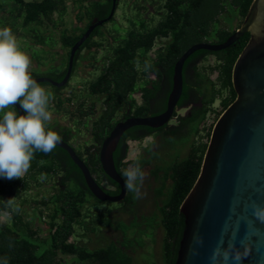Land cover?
Returning <instances> with one entry per match:
<instances>
[{
    "label": "trees",
    "instance_id": "trees-1",
    "mask_svg": "<svg viewBox=\"0 0 264 264\" xmlns=\"http://www.w3.org/2000/svg\"><path fill=\"white\" fill-rule=\"evenodd\" d=\"M252 1L129 0L125 6L135 18L125 19L123 36L105 30V23L92 32L102 37L108 54L94 79L69 85L64 93L41 84L51 90L49 110L53 104L66 122L55 125L56 130L49 127L73 146L106 194L117 196L120 188L99 162L104 139L118 122L164 112L177 60L193 45L226 42L240 28ZM69 6L71 17L66 20ZM111 9L112 0H0V27H9L16 36L30 58L33 78L59 82L67 72L70 48L93 20L106 19ZM112 18L106 23L117 21L116 14ZM93 35L83 46L89 50L88 60L94 58L91 49L102 45L92 40ZM163 39L164 45L150 57ZM249 39L245 33L224 50L190 55L169 123L158 129L134 127L123 134L113 153L126 187L119 203L96 200L80 170L58 147L47 154L36 152L20 179H0V217L7 216L0 222V257L8 264H132L148 246L151 264H175L184 230L179 208L199 175L214 124L236 98L232 70ZM76 58L77 52L73 61ZM79 65L74 62L72 71ZM150 73L163 84L157 78L149 89L144 79ZM138 91L143 97L139 105L132 97ZM80 138L86 140L75 144ZM129 142L140 145L132 160ZM136 168L142 179L129 190L123 173ZM103 206L108 208L99 211ZM93 237L106 239L105 244L90 249Z\"/></svg>",
    "mask_w": 264,
    "mask_h": 264
},
{
    "label": "water",
    "instance_id": "water-1",
    "mask_svg": "<svg viewBox=\"0 0 264 264\" xmlns=\"http://www.w3.org/2000/svg\"><path fill=\"white\" fill-rule=\"evenodd\" d=\"M109 16L93 20L87 31L70 50L66 75L60 83L34 78L62 88L71 76L75 53L95 28L110 21ZM245 33L246 47L232 70L234 102L213 126L199 175L180 205L184 230L175 264H210L217 248L230 255L239 254V264H264V0H253L241 26L223 44L201 43L191 46L175 63L172 87L164 112L146 118H128L118 122L104 139L99 151L103 173L120 188L111 196L97 185L73 148L61 140L56 147L64 150L80 170L85 185L99 202L119 203L126 187L117 173L113 153L123 134L134 127L158 129L173 118L183 88V65L194 52H218L230 47ZM14 107L23 114L16 103Z\"/></svg>",
    "mask_w": 264,
    "mask_h": 264
},
{
    "label": "clouds",
    "instance_id": "clouds-1",
    "mask_svg": "<svg viewBox=\"0 0 264 264\" xmlns=\"http://www.w3.org/2000/svg\"><path fill=\"white\" fill-rule=\"evenodd\" d=\"M29 67L30 58L12 30L0 27V179H20L36 152L50 153L62 139L49 127L51 93L32 77ZM16 103L23 114L14 107ZM123 175L129 190H135L137 178L142 179L139 168ZM240 260L239 254L221 248L209 257L210 264H239ZM0 264H8L7 259L0 257Z\"/></svg>",
    "mask_w": 264,
    "mask_h": 264
},
{
    "label": "flooded vegetation",
    "instance_id": "flooded-vegetation-1",
    "mask_svg": "<svg viewBox=\"0 0 264 264\" xmlns=\"http://www.w3.org/2000/svg\"><path fill=\"white\" fill-rule=\"evenodd\" d=\"M121 4H122V0H115V12H114V15L118 11L119 6ZM112 5H113V0H112ZM107 23H105V24L107 25ZM95 29H94V31H95ZM92 35H93V33L89 36L88 39H90L92 37ZM104 37L109 38V36H104ZM92 40L93 41H100L101 40V42H100V44H102L101 47L92 48L91 51L95 53L94 54V58L88 60V59H85V57H87L89 55V50H87L86 47H83L84 46V43L81 45V47L77 50V58L75 59V61H73V63L74 62H75V64L80 63V65L74 71L71 72V76H70V78L68 80V83L66 84V87L59 89V92L60 93H64V92H62V90L65 89V88H67L71 84L73 78H78L81 82L82 81L85 82V81L94 79L99 74V72L103 69L104 65L107 63V61H108L107 60L108 54H107L106 48L103 47L104 42L102 40V37L100 39V38H97V36H94L93 35V39ZM165 42H166V39L158 40L157 43H156V45H155V47L153 48L152 52L150 53V57H153V53L156 50H158L159 48H161L164 45ZM111 45H113V42L110 44V46ZM71 48H70V50H71ZM40 69L42 71H44L45 68L41 67ZM95 74H97V75H95ZM38 78L50 79V78H48L46 76H42V77H38ZM63 78H62V80H63ZM157 78L158 77H157L156 74L150 73L149 76L146 79H144L145 81H148V83H149L148 84V88L149 89L152 88L153 83H155L157 81ZM158 80H160V79L158 78ZM51 81H53V80H51ZM61 81H59V82L53 81V82L60 83ZM160 81L162 82L161 84H163L164 81H162V79ZM42 84H48L51 87H54L50 83H42ZM74 84L75 83H72L71 85H74ZM47 89H50V88H47ZM61 95L65 97L67 94H61ZM132 97L135 100L136 104H138V105L141 104L142 101H143L142 93L140 91L135 92L132 95ZM50 106L53 109L50 110L51 120L49 122V126L52 127V129L56 130L58 128L55 125H58V123L61 124V125H63L66 122H65L64 117H61V116H59L56 113L54 105L53 104L52 105L50 104ZM72 134H73V132L70 133V135H72ZM147 140H150V139H147Z\"/></svg>",
    "mask_w": 264,
    "mask_h": 264
},
{
    "label": "rangeland",
    "instance_id": "rangeland-1",
    "mask_svg": "<svg viewBox=\"0 0 264 264\" xmlns=\"http://www.w3.org/2000/svg\"><path fill=\"white\" fill-rule=\"evenodd\" d=\"M128 1L129 0H122V4L119 6L118 11L116 12V20L117 21L114 23L107 24L105 30H107L108 32H114L116 34H119V36H123L125 34V29H126L125 19L135 18V14H134L133 10L128 9L125 6L128 3ZM68 11H69V16L66 17V20H69L71 17L70 6H69ZM30 54L35 56L34 52H33V54L32 53H30ZM33 67H36V66L33 65ZM95 75H97V74H95ZM72 83H81V81L78 78H73L71 84ZM45 89L51 93L50 89H47V88H45ZM210 122H211V120H209L208 123H210ZM84 140H86V138H84V139L80 138L76 141L75 144H77L78 142H83ZM145 144H146V142H143L141 144V146H145ZM128 146H129L128 160H132L138 155L140 145H138L137 143L129 142ZM147 176H148V171L146 170L144 172V179ZM142 190H143V192L146 191V185L145 184L142 185ZM106 208H108V207L107 206L100 207L99 211L104 210ZM6 218H7L6 215L1 216L0 222L3 224L6 221ZM97 238L93 237V238L89 239L90 240V244H89L90 249H92L94 247L98 248V247H101L105 244L106 239L100 238V237H97ZM151 252L152 251H151L150 247L147 246L145 248V250H143L142 253L136 254L134 256V258L132 259V264H151L152 263V256L150 255Z\"/></svg>",
    "mask_w": 264,
    "mask_h": 264
}]
</instances>
